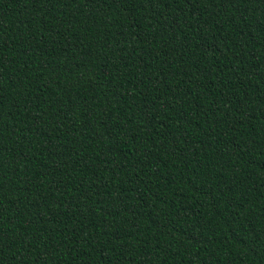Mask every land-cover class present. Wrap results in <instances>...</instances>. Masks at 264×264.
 Returning <instances> with one entry per match:
<instances>
[{
	"label": "trees",
	"instance_id": "obj_1",
	"mask_svg": "<svg viewBox=\"0 0 264 264\" xmlns=\"http://www.w3.org/2000/svg\"><path fill=\"white\" fill-rule=\"evenodd\" d=\"M0 264H264V0H0Z\"/></svg>",
	"mask_w": 264,
	"mask_h": 264
}]
</instances>
